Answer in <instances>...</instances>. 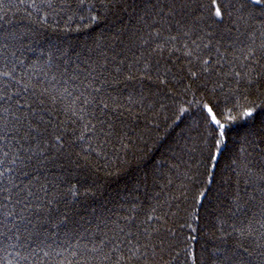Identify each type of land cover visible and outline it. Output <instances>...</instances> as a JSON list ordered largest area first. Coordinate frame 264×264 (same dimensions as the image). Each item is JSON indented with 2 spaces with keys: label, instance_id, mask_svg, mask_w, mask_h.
<instances>
[{
  "label": "trees",
  "instance_id": "16d2710c",
  "mask_svg": "<svg viewBox=\"0 0 264 264\" xmlns=\"http://www.w3.org/2000/svg\"><path fill=\"white\" fill-rule=\"evenodd\" d=\"M225 4L232 15L209 29L200 19L207 18V0L0 2V72L8 74L0 89L12 98L0 126H15L17 100L41 93L45 120L67 126L59 154L49 147L46 159L29 161L25 153L24 164L4 177L0 264H261L264 15ZM250 47L254 64L245 59ZM204 59L212 65L207 72ZM145 65L147 79H125L130 70L143 75ZM98 82L120 104L130 95L137 103L119 118L112 114L117 134L103 149L94 142L95 151L86 152L87 144L76 140L79 125L58 113L48 93L59 97L65 87ZM204 104L237 116L215 169L207 164L214 137ZM249 104L257 117L246 121L239 114ZM53 136L49 128L43 143ZM13 145L9 138L6 146ZM25 217L13 228V220Z\"/></svg>",
  "mask_w": 264,
  "mask_h": 264
},
{
  "label": "snow or ice",
  "instance_id": "6c2138e0",
  "mask_svg": "<svg viewBox=\"0 0 264 264\" xmlns=\"http://www.w3.org/2000/svg\"><path fill=\"white\" fill-rule=\"evenodd\" d=\"M2 2V0H0ZM24 2V0H21ZM35 0H33V3ZM232 4V8L235 9L237 13L241 12V9L249 10V14H254L259 12L264 15V0H229ZM51 3V0H49ZM180 3L191 4V0H180ZM173 4L176 5V0H173ZM239 4L240 7H236ZM207 18L203 15L200 16V19L204 21L207 28H211L213 25L219 27L223 24L226 16L232 15V9L225 4V0H207ZM201 11L203 9L201 8ZM171 14V13H170ZM94 19V18H93ZM203 32L204 29L202 28ZM188 33L185 32V35ZM211 36V31L206 33ZM171 40H175L176 37H170ZM190 44L193 46V50L199 49L197 41L194 39L190 41ZM205 48L209 45L204 44ZM188 47V45H186ZM261 48L264 49V44L261 45ZM219 51V49H217ZM249 55L245 59H249L251 63H255L256 50L254 48L248 49ZM189 57L193 56V51L189 50L185 52ZM2 55V52H0ZM203 71L207 72L211 69V64L209 60L204 59L202 61ZM116 72L119 73L120 69L117 68ZM8 75L7 73L0 72V77ZM102 75V73H101ZM150 73L148 71L147 65L144 67L143 75L137 77L135 73L131 70L129 74L125 77L127 80H133L135 78L147 79ZM196 72H192V76L195 77ZM247 75V74H246ZM235 76L240 77L241 73L236 72ZM96 76H92V80H97ZM107 81H104L106 83ZM239 83V80L237 81ZM19 83V81H16ZM249 84H252V80H248ZM223 87V85H221ZM90 89V90H89ZM28 86H23V92L28 93ZM16 96H20L21 93H15ZM48 98L51 100L52 104L58 109V113L65 117H68L70 121L79 125L75 130L78 135H76V140L87 144V149L85 151H95V144L99 145L103 149L104 145L117 133L115 131L116 125L112 120V114L115 113L119 118L124 114L125 111H130L133 104L137 103V100L133 96H129L127 104H120L116 98H114L111 93L107 92L104 88L103 83L98 82L96 85L85 84L84 90L79 88L71 91L67 87L64 88V92L60 94L59 97L52 93H48ZM11 97L4 96L3 90L0 89V120L4 118V112L9 111L10 109L4 108L5 101H11ZM144 97L141 95L139 103H143ZM67 100V103L64 101ZM203 110L207 113L205 121L208 123L211 133L213 134V143L208 149L207 164L209 169H215L217 166L218 158L221 155L222 148L227 143V128L229 125L237 120V116L233 115L231 110L227 115L218 114L214 109L208 104H204ZM257 106L255 105H244L241 106V111L239 118L248 120L249 118L255 119L257 117ZM187 109H183L180 113L186 112ZM45 112V93H41L38 97H33L31 100H20L16 101V109L13 113L12 121L14 127L9 128L7 124L0 126V195H3L5 189V175L9 173H15V166L24 164V155L27 154V159L31 161L33 157L37 159L44 160L45 152L50 147L57 154L64 148V132L66 131V125L61 127L62 121L57 120L55 125H53L52 117L46 121L43 113ZM22 113V115H21ZM228 121V123H225ZM35 125V126H34ZM44 125L43 132L40 131V126ZM214 126V127H213ZM49 128H53L54 136L53 141L49 145L43 143L46 133ZM9 138L15 140L16 145L19 146V151L13 153L12 147H7L6 142ZM69 160H71V154L69 153ZM52 159L55 160L56 157L52 156ZM6 162L9 164L8 167H5ZM10 179L14 181V176H10ZM38 179V178H37ZM251 179V177H250ZM261 184L264 186V175L260 176ZM14 187H19L15 185ZM28 196L32 194L27 193ZM203 195V194H201ZM9 202H11V197H8ZM19 203V201H17ZM8 205H3L6 208ZM27 206V205H26ZM0 214H2V209H0ZM13 216L15 214H12ZM11 219L12 217H8ZM24 219H29L27 217L20 220H13V228L18 224L24 222ZM3 225V220H0V226ZM251 227V225L249 226ZM261 227H264V223L261 224ZM251 235V233H249ZM4 233L0 231V236H3ZM15 239L19 241V234L16 235ZM254 239V237H253ZM131 244V241H127ZM2 243V240H0ZM105 242L101 241V247ZM257 246L261 249H264V244L256 242ZM14 248L19 247V245H13ZM119 247V244H117ZM35 251V249H33ZM115 251V249H113ZM129 252H132V248H129ZM135 252H139V249H135ZM47 255V253H45ZM134 255V253H133ZM264 258V251L259 253V257ZM24 260H27L28 257L24 256ZM117 264H120L117 261ZM249 264L251 262L249 261ZM261 264H264V260L261 261Z\"/></svg>",
  "mask_w": 264,
  "mask_h": 264
}]
</instances>
